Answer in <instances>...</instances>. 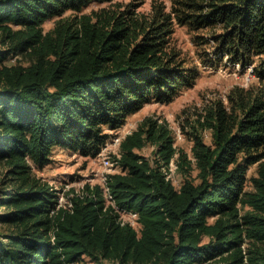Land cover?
I'll list each match as a JSON object with an SVG mask.
<instances>
[{
  "label": "trees",
  "instance_id": "1",
  "mask_svg": "<svg viewBox=\"0 0 264 264\" xmlns=\"http://www.w3.org/2000/svg\"><path fill=\"white\" fill-rule=\"evenodd\" d=\"M94 1L112 0H0V264H264V0L84 12ZM175 24L213 59L251 66L256 81L196 111L212 143L194 125L193 158L160 117L145 116L122 139L107 186L118 208L138 212L139 230L121 222L101 185L61 203L35 171L56 148L97 156L128 116L195 84L200 71L173 42ZM147 144L152 158L139 152ZM172 158L179 185L164 169Z\"/></svg>",
  "mask_w": 264,
  "mask_h": 264
},
{
  "label": "rangeland",
  "instance_id": "2",
  "mask_svg": "<svg viewBox=\"0 0 264 264\" xmlns=\"http://www.w3.org/2000/svg\"><path fill=\"white\" fill-rule=\"evenodd\" d=\"M131 1H135L138 9L144 12H148L154 2V0H112L103 3L94 1L85 7L84 12H90L92 9L97 10L103 7L113 9ZM163 1L168 4L170 2V0ZM70 14L71 12L68 11L64 15L68 16ZM57 18L59 16L48 19L44 26L45 30L53 27ZM172 38L176 46L188 58V65H196L199 68L200 73L195 84L183 89L170 102L152 101L147 103L139 111L128 116L122 128H137L142 119L147 115L160 117L173 130L175 145L178 148L184 149L189 154V157L193 158L191 131H194V125L201 129L200 133L204 141L212 143L211 130L200 127L197 119L202 113H196V111L200 112L203 110L205 104L212 98H223L227 102V94L235 84L248 85L250 82L256 81V77L253 74L251 66L246 70H242L238 62L230 63L227 58L219 61L213 59L212 55H210L212 51L208 49V46L196 45L193 41V35L184 25L175 24ZM199 49H207L206 53L208 56L205 59L199 57ZM24 58V55H14L11 56L10 62L19 59L23 60ZM153 149L154 145L147 144L139 152L148 158H152ZM117 150H119L118 147L110 145L97 156H84L80 153L66 150L63 147H58L52 155L53 161L43 169H35V171L38 176L59 189L60 202L66 204L69 197L74 193L86 191L87 185L92 187L98 184L104 188L103 184H105L107 174L120 169L119 164L115 160ZM108 157H110L111 161L115 162L112 169L106 163V158ZM256 170L257 164L251 165L248 169L247 190L253 188L252 177L256 175ZM5 171L6 165L0 163V185ZM197 172V168H193L192 176H196ZM184 176L177 169L174 175V183L179 185L180 180ZM84 259L87 260L88 257L85 256ZM107 262L111 263L110 261ZM204 264H225V262L221 258H217Z\"/></svg>",
  "mask_w": 264,
  "mask_h": 264
},
{
  "label": "built area",
  "instance_id": "3",
  "mask_svg": "<svg viewBox=\"0 0 264 264\" xmlns=\"http://www.w3.org/2000/svg\"><path fill=\"white\" fill-rule=\"evenodd\" d=\"M122 127L123 126H121L119 129L114 131L113 136L108 140L107 144L103 147V149H102L103 151L108 146L114 145V146L119 148V150H117V152H116L117 156L120 155V153H119L120 152V143H121L122 139L126 136V134H128L134 130L132 128L125 129V127L124 128H122ZM106 163L108 164L110 169L114 168L113 166H114L115 162L111 161L110 157L106 158ZM164 169L167 173V177L172 179L174 182V180H175L174 175L178 169L177 161L175 160V158H172L170 160V162L164 167ZM116 170H118V169H116ZM179 184H180V182H179ZM103 186L105 188L104 189V195H105L106 201L108 204L110 203V204L116 206L117 210L119 211V215H120L119 219L121 220V222L122 223H129L130 225L134 226L136 229L139 230L141 227V223L139 221L138 212L134 211V210H127V209L118 208V206L115 203L114 197L111 194L109 187L107 186V176H106L105 184H103Z\"/></svg>",
  "mask_w": 264,
  "mask_h": 264
}]
</instances>
